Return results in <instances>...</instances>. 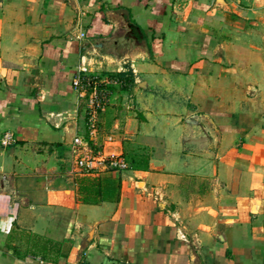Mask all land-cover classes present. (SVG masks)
I'll use <instances>...</instances> for the list:
<instances>
[{"label": "crops", "instance_id": "0c3cea01", "mask_svg": "<svg viewBox=\"0 0 264 264\" xmlns=\"http://www.w3.org/2000/svg\"><path fill=\"white\" fill-rule=\"evenodd\" d=\"M0 264H264V0H0Z\"/></svg>", "mask_w": 264, "mask_h": 264}, {"label": "built area", "instance_id": "2783aa9c", "mask_svg": "<svg viewBox=\"0 0 264 264\" xmlns=\"http://www.w3.org/2000/svg\"><path fill=\"white\" fill-rule=\"evenodd\" d=\"M72 83L80 98L88 97L86 99L87 121L89 127L95 130L98 122V110L104 106L107 100V92L102 85L103 81L90 74L89 65L82 58ZM14 142L15 137L11 132H6L1 139L3 145H11ZM73 142L77 147H85L84 140L80 136H75ZM77 166L81 174L93 175L101 171L126 170L129 168V163L120 154L107 153L104 150L95 152L83 150L78 157Z\"/></svg>", "mask_w": 264, "mask_h": 264}, {"label": "trees", "instance_id": "16d2710c", "mask_svg": "<svg viewBox=\"0 0 264 264\" xmlns=\"http://www.w3.org/2000/svg\"><path fill=\"white\" fill-rule=\"evenodd\" d=\"M119 76L122 75L119 74ZM77 183L83 195H86L84 200L95 202L97 200V196H100L101 183L98 177H91L86 175L78 176Z\"/></svg>", "mask_w": 264, "mask_h": 264}, {"label": "water", "instance_id": "95a60500", "mask_svg": "<svg viewBox=\"0 0 264 264\" xmlns=\"http://www.w3.org/2000/svg\"><path fill=\"white\" fill-rule=\"evenodd\" d=\"M117 13H119L120 15H125V20L126 22H129V17H128V11L126 9H118L117 10ZM126 38V35L125 36H122L119 38V41H122Z\"/></svg>", "mask_w": 264, "mask_h": 264}]
</instances>
